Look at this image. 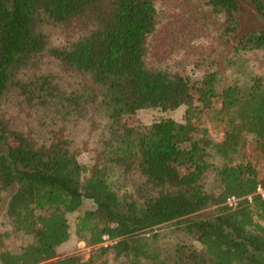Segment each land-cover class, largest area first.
Instances as JSON below:
<instances>
[{
    "label": "trees",
    "instance_id": "16d2710c",
    "mask_svg": "<svg viewBox=\"0 0 264 264\" xmlns=\"http://www.w3.org/2000/svg\"><path fill=\"white\" fill-rule=\"evenodd\" d=\"M175 1L213 38L192 57L194 76L151 56L159 0H0V106L13 89L31 93L19 75L46 52L90 81L81 104L102 111L108 133L85 164L87 144L64 128L35 135L0 113V203L12 230L33 240L11 250L1 232L0 264H142L155 256L156 234L145 233L168 222L200 245L182 248L177 264H264V28L239 29V0ZM241 1L264 23V0ZM45 23L71 27L72 38L50 45ZM46 93L32 96L48 104L58 89ZM181 104L182 122L124 121ZM85 203L73 224L89 256H58L66 214Z\"/></svg>",
    "mask_w": 264,
    "mask_h": 264
},
{
    "label": "rangeland",
    "instance_id": "374dc122",
    "mask_svg": "<svg viewBox=\"0 0 264 264\" xmlns=\"http://www.w3.org/2000/svg\"><path fill=\"white\" fill-rule=\"evenodd\" d=\"M239 20L240 30L264 28L262 23L254 14L251 6L239 0ZM159 12L161 14L157 30L152 37L151 56L160 62H171L172 66L182 75L194 76L198 73L193 65L192 57L198 53L210 50L213 45L211 32L203 30L204 27L194 23L188 18V12L176 3L175 0H159ZM213 27L212 25H210ZM44 32L49 38L50 45L59 46L68 38H72L74 31L71 27H64L54 24L43 25ZM259 56H261L259 54ZM261 63H257L260 71L264 72V56H261ZM219 64L220 59H218ZM154 63V62H152ZM162 64V63H161ZM19 77L23 80L27 89L31 93L22 94L19 89H13L4 98L0 113L5 121L14 124L15 127L23 131H32L35 135H44L51 129L53 132L59 128H64L70 137L75 139L77 145L85 141L87 149L80 151L77 159L85 164H90L93 158V149L108 138L106 129L103 128V113L96 106L89 109L81 104L82 90L86 85H91L90 81L83 75L69 70L54 57L43 52L40 59L24 69ZM43 82H46L43 84ZM51 82V84H47ZM56 86L58 95L55 101L40 105L38 97L47 95L46 88ZM23 92V91H22ZM32 96L30 102L27 97ZM76 105V106H73ZM80 105L84 107H80ZM185 105L181 104L173 110L161 111L158 108H141L133 115L124 117L126 125L134 128L146 126L160 118H172L182 122ZM50 136V135H49ZM80 146V145H79ZM214 162L221 160L219 155L209 158ZM89 207L85 203L79 210L66 214L68 223V238L56 247L58 256L76 255L81 259H86L93 246L87 245L83 239L74 232V217L82 209ZM210 208H205L200 212H207ZM8 231V247L11 250H18L21 246L32 242L29 235L15 232L4 216L2 203H0V233ZM152 233L156 236L150 240L151 247L155 250L152 259H144L142 264H177L182 248H199L194 236L187 233L181 223L168 222L156 227L152 232L145 233L151 238ZM177 248L180 251H177ZM110 257V255H109ZM112 261L109 259L108 264Z\"/></svg>",
    "mask_w": 264,
    "mask_h": 264
},
{
    "label": "built area",
    "instance_id": "2783aa9c",
    "mask_svg": "<svg viewBox=\"0 0 264 264\" xmlns=\"http://www.w3.org/2000/svg\"><path fill=\"white\" fill-rule=\"evenodd\" d=\"M257 192H259L263 196V190H261V188L259 186L257 187ZM237 200H238V198L231 195V196L226 197L225 203L229 206H233V205H235ZM103 238L105 239V236H103Z\"/></svg>",
    "mask_w": 264,
    "mask_h": 264
}]
</instances>
